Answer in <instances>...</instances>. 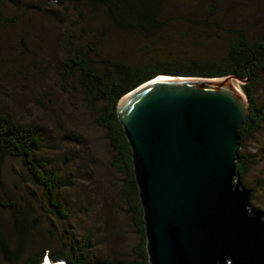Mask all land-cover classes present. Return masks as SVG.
I'll return each mask as SVG.
<instances>
[{
    "label": "rangeland",
    "instance_id": "374dc122",
    "mask_svg": "<svg viewBox=\"0 0 264 264\" xmlns=\"http://www.w3.org/2000/svg\"><path fill=\"white\" fill-rule=\"evenodd\" d=\"M209 2L173 0L171 14L198 16V11ZM3 5L6 21L0 28V110L13 114L20 124L36 127L41 136L38 157L74 183L57 194L67 215L64 218L48 213L41 197L33 198L37 212H32L28 220L29 248L71 256L90 233L88 264H132V249L138 236L119 195L121 178L111 167L108 142L96 126L93 113L86 110L76 84H62L59 71L65 56L63 34L70 32L84 44L101 30L103 17L86 6L62 8L53 0H3ZM220 17L225 31L241 30L253 39L264 38V0H221ZM189 32L181 30L175 36L183 46L178 47L181 52L175 51L177 57L183 53L180 57L206 60L225 47V33H217L218 38L210 39ZM142 44L136 37L107 33L100 54L139 58L137 49ZM234 87L245 99L241 84L234 82ZM256 95L264 108V75ZM70 134L80 136L83 142L70 141L67 139ZM241 152L250 162L241 187L251 191V211L264 214V124L242 145ZM3 174L8 192L16 199L29 196L32 188L17 160H7ZM1 216L11 250L15 251L18 241L12 236L8 214L3 212ZM25 228L24 224L22 230ZM0 264H6L1 249Z\"/></svg>",
    "mask_w": 264,
    "mask_h": 264
},
{
    "label": "trees",
    "instance_id": "16d2710c",
    "mask_svg": "<svg viewBox=\"0 0 264 264\" xmlns=\"http://www.w3.org/2000/svg\"><path fill=\"white\" fill-rule=\"evenodd\" d=\"M53 1L62 8L86 6L98 11L103 17L101 30L92 34V39L84 44L70 32L63 34L61 44L65 56L59 64L60 79L64 85L71 82L76 84L86 110L93 113L96 126L104 132L111 151V167L121 178L119 195L138 236L137 244L132 249V264H149L144 212L135 179L132 150L117 116L119 103L144 84L161 76L204 79L234 77L245 81V68L250 77L248 84L241 85V90L251 114L246 125L238 131L242 147L264 124V108L259 105L256 95L257 85L264 75V38L253 39L241 30L225 31L224 21L220 17L221 0H211L198 11V16L171 14L173 0ZM5 21L3 0H0V28ZM181 30L201 33L210 39L218 38L220 35L217 33H225V47L221 52L211 53L206 60L180 57L183 53L177 57L175 51L181 52L183 46L175 36H179ZM112 32L138 38L143 43L139 51L137 49L139 58L102 56L100 51L105 36ZM67 139L83 142L76 134L68 135ZM40 145L41 136L36 127L20 124L13 114L0 110V249L5 254L6 264H42L46 258L53 262L64 260L69 264H88L86 253L91 245L90 233L84 236L82 244L74 249L71 256L64 252L53 254L38 247L29 248L28 220L32 212H37L33 198L41 197L48 213L64 218L67 215L57 194L74 185L69 177L63 176L60 170L49 168L38 157ZM9 159L20 163L25 171V180L32 188L29 196L21 200L9 193L6 187L3 165ZM249 166L248 157L240 150L235 163V176L240 183L245 180ZM3 212L8 214L13 227L12 236L15 235L18 241L15 251L11 250L10 238L5 233L1 216ZM24 224L26 228L22 230Z\"/></svg>",
    "mask_w": 264,
    "mask_h": 264
},
{
    "label": "water",
    "instance_id": "95a60500",
    "mask_svg": "<svg viewBox=\"0 0 264 264\" xmlns=\"http://www.w3.org/2000/svg\"><path fill=\"white\" fill-rule=\"evenodd\" d=\"M244 70L245 81L161 76L119 103L149 264H264V214L235 176L251 114L234 87Z\"/></svg>",
    "mask_w": 264,
    "mask_h": 264
},
{
    "label": "bare ground",
    "instance_id": "6f19581e",
    "mask_svg": "<svg viewBox=\"0 0 264 264\" xmlns=\"http://www.w3.org/2000/svg\"><path fill=\"white\" fill-rule=\"evenodd\" d=\"M161 79H166V78H164V77H159V78L153 80L152 82H156V81L161 80ZM235 89H236V88H235ZM238 92H239V91H238ZM243 98H244V97H243ZM42 264H64V261L61 260V261H57V262H51V261L49 260V258H48L46 261H43Z\"/></svg>",
    "mask_w": 264,
    "mask_h": 264
},
{
    "label": "clouds",
    "instance_id": "9594fccd",
    "mask_svg": "<svg viewBox=\"0 0 264 264\" xmlns=\"http://www.w3.org/2000/svg\"><path fill=\"white\" fill-rule=\"evenodd\" d=\"M48 258L45 259V261L47 260Z\"/></svg>",
    "mask_w": 264,
    "mask_h": 264
}]
</instances>
